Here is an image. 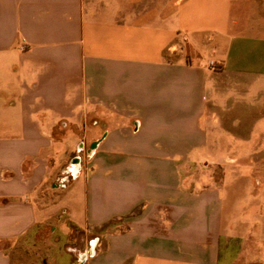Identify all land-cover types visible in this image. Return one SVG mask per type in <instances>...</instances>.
Instances as JSON below:
<instances>
[{
    "label": "crops",
    "instance_id": "obj_1",
    "mask_svg": "<svg viewBox=\"0 0 264 264\" xmlns=\"http://www.w3.org/2000/svg\"><path fill=\"white\" fill-rule=\"evenodd\" d=\"M63 218L73 264H264V0H0V264Z\"/></svg>",
    "mask_w": 264,
    "mask_h": 264
},
{
    "label": "rangeland",
    "instance_id": "obj_2",
    "mask_svg": "<svg viewBox=\"0 0 264 264\" xmlns=\"http://www.w3.org/2000/svg\"><path fill=\"white\" fill-rule=\"evenodd\" d=\"M78 149V144L74 146V150L76 151ZM94 148L91 145H86L84 150H80L77 152L79 156H81L82 164L84 162H87L93 155ZM178 159H176L177 163ZM70 181L67 186L71 183ZM60 185V184H59ZM66 187V186H65ZM53 224L57 226V230L54 233H48L47 229L43 231V244L42 248H40L39 254L37 255V260L34 258V264H73L71 255H69L67 250L69 252H73L76 254V259L80 258V252L79 254L76 251V248H72V246H68L67 250L64 248V245L66 244V233L69 232V224L66 220V218L61 219L58 223L57 221H54ZM48 233V234H47ZM73 239V238H72ZM94 236L90 237L88 239V243H92L94 240ZM90 240V242H89ZM71 245V244H70ZM21 253V252H20ZM22 254V253H21ZM40 254H43V260L42 258L38 259V256ZM88 254V253H87ZM30 260L26 258L23 262H29ZM15 263V261H14Z\"/></svg>",
    "mask_w": 264,
    "mask_h": 264
},
{
    "label": "built area",
    "instance_id": "obj_3",
    "mask_svg": "<svg viewBox=\"0 0 264 264\" xmlns=\"http://www.w3.org/2000/svg\"><path fill=\"white\" fill-rule=\"evenodd\" d=\"M22 49H24L22 47ZM214 62H209V67L210 68H213L214 67ZM79 175V167H78V164L75 165V168H72L68 173H65L63 174L61 177H60V186L62 188H64L65 186H67V184L70 182V181H73L75 180Z\"/></svg>",
    "mask_w": 264,
    "mask_h": 264
},
{
    "label": "water",
    "instance_id": "obj_4",
    "mask_svg": "<svg viewBox=\"0 0 264 264\" xmlns=\"http://www.w3.org/2000/svg\"><path fill=\"white\" fill-rule=\"evenodd\" d=\"M96 144H97V143L93 144L92 147L95 148V147H96Z\"/></svg>",
    "mask_w": 264,
    "mask_h": 264
}]
</instances>
